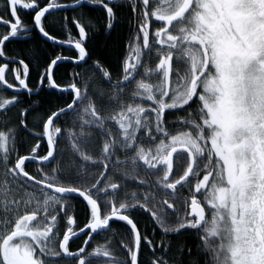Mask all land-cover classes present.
Returning a JSON list of instances; mask_svg holds the SVG:
<instances>
[{
    "label": "snow or ice",
    "instance_id": "6c2138e0",
    "mask_svg": "<svg viewBox=\"0 0 264 264\" xmlns=\"http://www.w3.org/2000/svg\"><path fill=\"white\" fill-rule=\"evenodd\" d=\"M0 26V264H264V0H4Z\"/></svg>",
    "mask_w": 264,
    "mask_h": 264
},
{
    "label": "trees",
    "instance_id": "16d2710c",
    "mask_svg": "<svg viewBox=\"0 0 264 264\" xmlns=\"http://www.w3.org/2000/svg\"><path fill=\"white\" fill-rule=\"evenodd\" d=\"M57 20L60 19L59 18H55ZM58 38H63V39H66V37H58ZM24 46L23 44H12L9 46V50L13 49V48H18V47H22ZM62 68V72L64 69H66L67 71V78H70L71 77V73L73 71V64L72 63H69V62H66L65 65H62L61 66ZM64 81H61V83H63ZM4 95H7V93H3ZM34 100H39L40 103H38L36 106L37 108L39 109V112H43L45 108L49 107V105L46 103L47 100H51L53 103H57V104H62L63 101L61 99H59L58 97H55V96H45L43 98L41 97H34L33 98ZM40 104H43V108L40 107ZM39 114V113H37ZM31 119V118H30ZM30 171H34V168H30L29 169ZM80 223V226L83 227V224H84V217L83 215L80 216V219L78 221ZM142 223H149L148 221V218H147V214H143V217H142ZM114 227H119V228H124L126 227L124 225L123 222H115L114 224ZM103 238H98L97 240L93 241V244H96V243H103ZM83 243L82 240H79L77 239L75 244L72 245V248L73 250H75L78 246H81ZM119 251V249H117ZM121 257L123 256V252L120 253Z\"/></svg>",
    "mask_w": 264,
    "mask_h": 264
},
{
    "label": "flooded vegetation",
    "instance_id": "af4514ba",
    "mask_svg": "<svg viewBox=\"0 0 264 264\" xmlns=\"http://www.w3.org/2000/svg\"><path fill=\"white\" fill-rule=\"evenodd\" d=\"M4 0H0V4H3ZM69 2H71V0H69ZM79 11L81 10H78L77 12H69V13H66V15H71V16H75V15H78L79 14ZM26 20L30 19L29 17L25 16L24 17ZM55 18H59V16L55 17ZM4 31L3 27L0 26V32ZM63 39V38H61ZM59 53H62L64 55H72V51L69 47H66V46H63L62 48H59L58 49V54ZM86 238V237H85Z\"/></svg>",
    "mask_w": 264,
    "mask_h": 264
},
{
    "label": "water",
    "instance_id": "95a60500",
    "mask_svg": "<svg viewBox=\"0 0 264 264\" xmlns=\"http://www.w3.org/2000/svg\"><path fill=\"white\" fill-rule=\"evenodd\" d=\"M64 46L69 47L67 44H65Z\"/></svg>",
    "mask_w": 264,
    "mask_h": 264
}]
</instances>
